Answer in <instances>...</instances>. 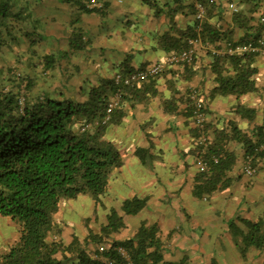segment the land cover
I'll list each match as a JSON object with an SVG mask.
<instances>
[{"label": "crops", "instance_id": "obj_1", "mask_svg": "<svg viewBox=\"0 0 264 264\" xmlns=\"http://www.w3.org/2000/svg\"><path fill=\"white\" fill-rule=\"evenodd\" d=\"M26 1L29 28L40 39L33 46L23 41L22 48L13 49V53L4 51L6 61L0 62V75L8 80L7 72L15 71L6 69L12 62L19 73L33 79L37 89L50 93L68 90L78 96L112 79L116 72L126 74L162 63L172 53L163 47L165 39L179 38V30L196 22L193 0H101L95 11L83 9L80 0ZM202 1L207 8L206 24L225 38L244 35L246 27L240 20L257 2ZM229 2L237 9H230ZM78 31L86 45L59 57ZM223 41L204 42L197 48L193 64L166 65L156 79L139 82L140 87L126 95L121 121L108 125L105 131V137L121 149L122 165L112 173L98 202L89 195L61 202L54 238L69 242L73 235L84 238L89 230L99 231L111 209L120 211L124 200L138 197L146 200L145 207L136 215L124 216V226L114 234L115 239L131 237L142 223L157 224L167 261L186 258L188 264H218L216 256L224 260L233 254L234 262L242 259V264H264V251L252 250L243 258L228 229L231 219L257 220L263 214L264 158L254 175L248 176L243 173L245 158L238 146L237 163L230 173L232 184L201 198L193 193L201 159L196 150L195 133L199 130L194 125L192 92L206 105L204 132L207 122L213 128H223L234 121L245 131L264 120V55H260L261 65L257 63L261 75L257 91L240 98L215 91L211 64L213 52L224 46ZM47 55H54L56 62L44 71L40 62ZM238 104L257 109L254 121L239 115ZM202 145L205 149L207 143ZM138 148L144 150L142 157L135 153ZM85 209L88 215L77 216ZM194 250L199 256L191 254ZM204 254L214 256L206 259ZM64 264L79 263L72 258Z\"/></svg>", "mask_w": 264, "mask_h": 264}, {"label": "trees", "instance_id": "obj_2", "mask_svg": "<svg viewBox=\"0 0 264 264\" xmlns=\"http://www.w3.org/2000/svg\"><path fill=\"white\" fill-rule=\"evenodd\" d=\"M87 1L80 0L83 9L99 8L87 7ZM98 1L101 6V0ZM204 6L206 8V4ZM233 7L237 9L234 4ZM248 12L240 20L246 27L244 35L225 38L204 20L199 33L201 41L224 40L225 46L252 43L261 47L258 41L261 37L264 39V0L251 4ZM29 23L26 0H0V62L6 61L4 51L22 48L23 41L28 46L38 42L40 36L31 31ZM198 23L196 19L193 27L179 30V38H166L163 47L172 53L189 48V38L198 34ZM75 35L69 49L59 57H67L86 45L81 32ZM261 48L264 52V43ZM263 52L214 54L211 70L215 91L237 98L257 91L260 78L257 63ZM55 62L54 55H47L40 62L41 68L48 70ZM11 63L6 69L15 71L7 72L8 80L0 75V216L17 221L20 233L16 241L0 251V264H64L72 258L79 264H109V261L127 264L119 247L128 253L134 264H188L186 258L174 262L164 259L157 224L142 223L131 237L114 238L124 226V216L136 215L145 207L146 200L138 197L124 200L120 211L111 209L99 231L89 230L84 238L73 235L69 242L54 238L59 230L56 215L61 202L80 195H89L98 202L108 189L112 173L122 165L121 149L105 137V131L108 125L121 121V106L126 95L140 86L139 83L117 84L114 78L120 72H116L112 79L85 89L78 96L67 93L68 90L50 93L37 89L33 79L23 76ZM189 65L184 63V66ZM116 93H120V101L108 113V104ZM237 111L249 122L257 115L255 107L238 104ZM203 112L206 113L205 102ZM85 125L90 126L82 129ZM205 129L207 145L203 149L198 143L196 150L207 167L199 168L193 186L194 195L200 198L232 184L234 179L230 173L237 163L238 146L245 158L244 174L246 163L255 173L264 158V120L245 131L234 121L223 128H213L207 122ZM135 153L142 157L144 150L138 148ZM228 229L243 258L252 250L264 251V212L257 220L231 219ZM101 245L106 247L101 250Z\"/></svg>", "mask_w": 264, "mask_h": 264}, {"label": "built area", "instance_id": "obj_3", "mask_svg": "<svg viewBox=\"0 0 264 264\" xmlns=\"http://www.w3.org/2000/svg\"><path fill=\"white\" fill-rule=\"evenodd\" d=\"M193 4L196 9L195 17L199 21L198 25L196 26V30L198 34L195 37L189 38V48H185L177 53H171L167 60L162 63H155L153 65H149L144 69H138L134 72H131L127 75H123L121 73H118L115 75V82L117 84H125V85H133L135 83H139L141 81L147 80L150 77L156 76L163 72L166 65H172V64H192L194 62V58L197 55V48L199 46H203L204 42L201 41L200 38V32L203 29L202 22L204 20L206 8L201 0H193ZM87 7L94 8L99 7L100 3L98 0H88L86 3ZM231 7H233V4H230ZM234 8V7H233ZM235 9V8H234ZM259 44L264 43V39H261L258 41ZM254 45L252 43L247 44H236L234 46L224 45L220 47L219 49L215 50L214 54H242L246 52H254L259 51L263 52L262 48ZM120 93L114 94V96L111 98L109 104H108V113L115 107L120 101ZM192 98L194 102V108H193V117H194V125L198 128V135L196 137V140L200 144H206L207 138L204 132V124H205V114L203 112L204 108V102L201 98L198 97V94H196L195 91L192 92ZM90 125H85L82 127V129L88 128ZM264 148V146H263ZM216 161V159H215ZM200 163V169H206L207 165L202 160L199 161ZM244 172L246 175L250 176L254 173V168L249 164L246 163L244 165ZM105 245H101L100 249L103 250ZM118 251L125 257V260L127 261V264H134L131 260L128 253L122 248L119 247ZM109 264H112V261H109Z\"/></svg>", "mask_w": 264, "mask_h": 264}, {"label": "rangeland", "instance_id": "obj_4", "mask_svg": "<svg viewBox=\"0 0 264 264\" xmlns=\"http://www.w3.org/2000/svg\"><path fill=\"white\" fill-rule=\"evenodd\" d=\"M263 35H264V32H263ZM259 64L261 65L260 62H259ZM262 76H264V75L262 74ZM258 192H259V190H258ZM88 212L89 211H86V209H85V211H83V212H78L77 216L82 215V214L88 215ZM211 224H212V222H211ZM19 233H20V226H19V223L17 221H14L13 219L9 218L8 216H0V251H4L8 247L9 244L16 241L18 239ZM191 254H194V256H199L200 253L198 251L194 250V251H192ZM204 256L206 257V259L210 256L213 258L214 254H210V255L204 254ZM216 257H217L218 264H231L232 262H234V260L232 258H235V256L233 254L226 255L224 260L221 259V257H219V256H216ZM241 261L243 262L242 259L241 260L238 259V261L234 262L233 264H242ZM257 264H259V263H257Z\"/></svg>", "mask_w": 264, "mask_h": 264}]
</instances>
